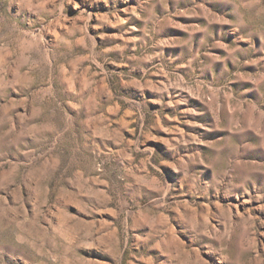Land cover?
<instances>
[{
	"label": "rangeland",
	"instance_id": "rangeland-1",
	"mask_svg": "<svg viewBox=\"0 0 264 264\" xmlns=\"http://www.w3.org/2000/svg\"><path fill=\"white\" fill-rule=\"evenodd\" d=\"M0 264H264V0H0Z\"/></svg>",
	"mask_w": 264,
	"mask_h": 264
}]
</instances>
